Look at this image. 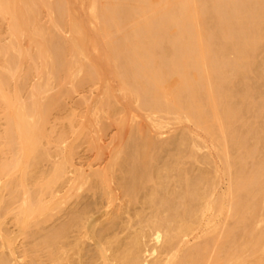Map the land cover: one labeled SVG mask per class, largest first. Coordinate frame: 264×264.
I'll use <instances>...</instances> for the list:
<instances>
[{"label":"bare ground","instance_id":"bare-ground-1","mask_svg":"<svg viewBox=\"0 0 264 264\" xmlns=\"http://www.w3.org/2000/svg\"><path fill=\"white\" fill-rule=\"evenodd\" d=\"M89 1L108 45L109 83L100 57L87 62L77 37L48 54L52 64L42 61L29 88L18 0H0L13 37L0 44V151L10 154L0 158V234L4 221L16 224L26 264H264V0ZM26 19L35 23V14ZM31 28L55 38L50 26ZM68 51L70 74L99 67L105 81L89 110L92 145L110 123L128 125L121 142L119 134L109 141L101 168H74L73 176L71 156L89 122L65 147L62 124L55 148L47 146L44 123L58 95L40 96ZM13 76L24 81L13 85ZM129 106L145 124L132 121ZM54 150L61 158L43 168ZM14 239L2 245L15 251Z\"/></svg>","mask_w":264,"mask_h":264},{"label":"rangeland","instance_id":"rangeland-1","mask_svg":"<svg viewBox=\"0 0 264 264\" xmlns=\"http://www.w3.org/2000/svg\"><path fill=\"white\" fill-rule=\"evenodd\" d=\"M15 8L14 20H18L21 24L20 29L16 32L18 35V44L26 61L24 66H22L23 63H21L20 66L26 68L29 64L30 66L32 65L24 86L31 88L32 85L36 83L39 79L38 74L40 71L39 69L42 68V61L43 63L44 61H49L46 57L52 50H54L55 53H57V51H65V49L60 50V42H62V40H72L77 37L84 38L82 45L83 57L87 62H89V59L92 57H100L102 65L101 71L107 75L109 83L108 45L106 46L103 38L99 35V31L96 29L100 24L101 18L90 13L89 0H18ZM33 14H35V23H31L26 19L27 16ZM10 21L11 19L8 14L0 17V28L2 31L0 35V44L2 45L8 44L13 38L8 30ZM38 25L50 26L53 34H56L55 38L52 40L47 35L43 36L38 34V29L36 32L31 30V26L37 27ZM31 38L33 40L32 42ZM34 39H36V42H34ZM43 53L44 57L42 56ZM72 61L73 54L69 51L64 53L62 58L57 60L55 64L56 71L52 77L53 80L48 83L40 96L58 95L57 107L50 110L44 123L45 136L43 142L47 144V146L49 144L51 147L55 148L54 142L57 138L59 139L57 136L61 133L62 124L67 125L62 134L63 139L60 142L61 147H65L72 138L73 130L80 127L82 123L89 122L87 130L88 137L80 142L71 156L72 166H70L68 175L73 176L74 168H79V170H82L83 173L86 174H88L92 168H101L110 156L109 141L114 135L117 136V134H119L117 139L121 142V138L127 134L128 125L126 122L110 123L108 129L101 135L102 137L100 136L99 138V135L96 136L98 137L97 145L95 147L92 145V142L89 140L92 134V120H89V110L94 98H97L101 93V85L104 80L103 78L100 79L98 76L96 77L95 73H100L99 67H97L98 71L95 72L92 69L82 72L80 68L77 67L74 69L75 73L70 74L71 72H68V70ZM49 64L52 63L49 61ZM22 71L23 70L19 68L15 76L20 77ZM15 76L10 79L11 84L15 85L19 83V80L20 82L22 80L24 81L23 78L19 79ZM73 77H77L78 81L76 82ZM24 92H26V90ZM19 93H22V90H20ZM118 93L120 94L121 92L118 91ZM4 111L3 104L0 101V130L5 126L6 114H4ZM128 112L133 122L137 123V121H139L141 124L146 123L145 120L140 118L139 115L133 111V106H129ZM71 119H73L72 124L69 123ZM167 136H169V134L165 133L163 138ZM49 140H51V142H49ZM8 155L10 154L7 153V151L3 153L0 151V158L1 156L5 158ZM61 156L62 153L55 151V155L44 160L41 166L43 168H48L53 162L52 160L55 161L60 159ZM14 173L17 176L20 174L19 171H15ZM2 182L3 180L0 179V186ZM112 185L115 188V193H117L119 197L121 195L119 187H117L115 183H112ZM62 189L64 190V188ZM92 198L96 197L88 193L84 201L91 202ZM24 199L25 194L23 193L19 198L14 199L11 204V210L16 211V207H18ZM104 203L107 204V202ZM73 204L74 203L71 205ZM59 217L60 214L54 215L52 218L50 217L47 221V225L59 221L63 216L61 218ZM2 230L4 234H0V256L3 254L8 256V264H26L28 257L26 254H23L26 238L19 233L16 224L11 222L10 219L9 221H4ZM6 235L15 237L10 243L14 249H16L15 251H12L10 246L4 247L2 245V241Z\"/></svg>","mask_w":264,"mask_h":264}]
</instances>
